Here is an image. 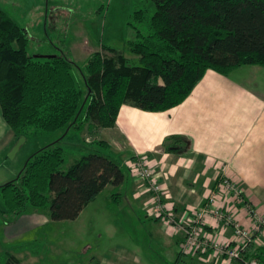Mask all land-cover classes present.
Masks as SVG:
<instances>
[{"label": "trees", "instance_id": "trees-1", "mask_svg": "<svg viewBox=\"0 0 264 264\" xmlns=\"http://www.w3.org/2000/svg\"><path fill=\"white\" fill-rule=\"evenodd\" d=\"M151 2L149 21L145 10L132 16L135 32L127 50L139 57V65H127L121 53L110 49L113 57L96 52L86 61L85 112L73 64L60 55H30L25 29L0 9V107L16 142L86 125L113 128L124 104L167 112L182 104L209 70L228 76L243 66L264 69V0ZM144 23L145 32L140 29ZM60 141L38 150L15 180L0 187V216L13 220L35 211L51 222L74 221L107 186L123 182L120 164L96 153L63 170ZM7 257L5 264H20ZM250 259L264 264V249L251 244L235 264Z\"/></svg>", "mask_w": 264, "mask_h": 264}, {"label": "crops", "instance_id": "crops-1", "mask_svg": "<svg viewBox=\"0 0 264 264\" xmlns=\"http://www.w3.org/2000/svg\"><path fill=\"white\" fill-rule=\"evenodd\" d=\"M96 52L91 50V55ZM71 130L61 131L58 140ZM81 130L87 143L96 142H89L88 134L99 133V141L114 151L125 177L119 186H107L73 221L81 222L79 231L86 235L94 226L98 242L93 247L85 244L77 264H188L187 258L194 264H229L210 251L181 253L184 233L153 215V196L127 166L136 156L147 161L163 190L162 204L180 223L205 205L220 177L235 182L264 218V69L259 66H243L228 76L209 70L188 98L167 112L149 113L124 104L115 127L86 125ZM26 140L9 157L17 142L0 107V187L14 180L16 173L9 172L6 162H15ZM112 195L118 196L109 200ZM225 204L244 227H250L243 207L230 200ZM50 223L46 214L35 211L9 219L0 227V242L2 236L11 243ZM203 233L221 244L235 241L232 229L212 218ZM254 244L264 249V228ZM8 255L27 263L24 257Z\"/></svg>", "mask_w": 264, "mask_h": 264}, {"label": "rangeland", "instance_id": "rangeland-1", "mask_svg": "<svg viewBox=\"0 0 264 264\" xmlns=\"http://www.w3.org/2000/svg\"><path fill=\"white\" fill-rule=\"evenodd\" d=\"M0 9L25 29L30 55L33 57L60 55L73 64V77L85 96L83 112L88 105L84 65L91 55V50L101 52L105 57H113L108 51L110 49L121 53L126 58L127 65H139V57L127 50V43L133 39L135 32L131 25L132 16L138 10H145L149 21L154 14L151 0H0ZM140 29L143 32L147 31L148 24L144 23ZM61 133V131L40 132L36 136H27L26 143L22 146L15 162L10 159L6 162L9 172L16 173L14 180L28 159L38 150L58 141ZM98 134H88L86 137L89 142L92 140L96 142L87 143L84 142L83 130L69 131L60 141L65 151L62 169L66 170L75 160L91 153L115 161L114 151L98 144L100 142ZM104 197L100 199L103 200ZM114 199L109 197V200ZM0 210H3L1 196ZM89 219L86 220V224ZM8 220V216H0V227ZM80 223L51 222L48 226L11 243L5 242L2 236L1 264L7 262V254L24 257L27 260L24 264H77L78 260H82L79 253L87 242L92 247L98 244L95 230L93 231L94 226L89 231V235H86L79 231ZM17 250H22V254L17 253ZM185 262L194 264L188 258Z\"/></svg>", "mask_w": 264, "mask_h": 264}, {"label": "built area", "instance_id": "built-area-1", "mask_svg": "<svg viewBox=\"0 0 264 264\" xmlns=\"http://www.w3.org/2000/svg\"><path fill=\"white\" fill-rule=\"evenodd\" d=\"M127 166L133 176L146 184L147 191L153 196V215L163 219L164 223L172 230L184 233L181 245L182 254L210 251L214 257L233 264L241 259L242 254L251 244L255 243L264 228V218L252 209L246 202L243 192L235 182L228 178L220 177L216 189L210 193L205 205L186 223H180L167 206L162 204L163 190L147 161L142 156H136L128 162ZM225 199L247 211L251 220L250 227H244L234 217L226 207ZM208 218H212L225 228L232 229L235 238L233 245L218 243L204 235L203 228ZM243 264L259 263L256 259H250Z\"/></svg>", "mask_w": 264, "mask_h": 264}, {"label": "water", "instance_id": "water-1", "mask_svg": "<svg viewBox=\"0 0 264 264\" xmlns=\"http://www.w3.org/2000/svg\"><path fill=\"white\" fill-rule=\"evenodd\" d=\"M25 141V138H21L17 141L16 145L14 146V148L12 149V154H14L18 149L19 147L21 146V144Z\"/></svg>", "mask_w": 264, "mask_h": 264}]
</instances>
